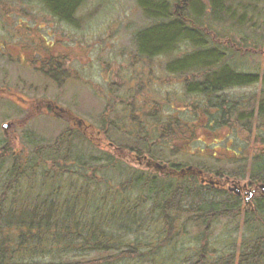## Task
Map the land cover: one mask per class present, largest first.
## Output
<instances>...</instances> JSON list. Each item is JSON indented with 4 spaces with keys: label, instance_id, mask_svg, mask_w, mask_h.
I'll list each match as a JSON object with an SVG mask.
<instances>
[{
    "label": "trees",
    "instance_id": "trees-1",
    "mask_svg": "<svg viewBox=\"0 0 264 264\" xmlns=\"http://www.w3.org/2000/svg\"><path fill=\"white\" fill-rule=\"evenodd\" d=\"M38 1L56 19L79 26L77 13L85 0ZM236 1L139 0L150 20L136 39V62L148 67L146 73L143 69L140 73L151 79L153 60L168 58L165 72L185 83L186 95L203 100L205 125L199 117V105L191 104L193 109L185 110H174L172 105L173 112L168 113L162 101L142 95L140 110L128 111L141 148L123 144L118 138L107 142L104 134L110 136V125L115 123L104 113V127L89 126L90 133L73 128L75 115L68 113L65 118L72 122L71 128L63 130L53 144H36L17 153L12 149L14 137L0 146V264H116L127 259L141 263L147 256L145 262L165 264L161 261L163 251L181 236H190L195 254L178 261L171 259V252L165 257L166 264H264V195L254 199L252 210L241 197L202 183L199 173L173 176L182 165L173 163L161 177L152 171L123 167L134 151L140 160L142 153L152 147L158 150L166 140L174 142L182 136L194 139L199 130L212 133L225 125L235 131L237 139H253L256 152L252 166L211 169L199 163L195 168L205 177H250L255 183L264 182V77L237 71L228 61L232 55L259 49L231 37L224 42L211 26L210 17L219 21L228 18L232 29L250 23L247 7ZM39 70L63 85L52 71ZM258 82L263 91L258 107L251 110L249 106L243 109L226 94L220 95L229 88ZM55 103L44 100L41 107ZM192 114L197 123L191 121ZM97 141L108 150L99 148ZM222 218L231 220L234 227L229 229L230 222H225L222 235L212 239L214 226Z\"/></svg>",
    "mask_w": 264,
    "mask_h": 264
},
{
    "label": "rangeland",
    "instance_id": "rangeland-1",
    "mask_svg": "<svg viewBox=\"0 0 264 264\" xmlns=\"http://www.w3.org/2000/svg\"><path fill=\"white\" fill-rule=\"evenodd\" d=\"M236 4H245L250 23L232 29L228 18L219 21L210 17L211 26L220 32L224 42V38L231 37L249 48L259 49V52L251 49L249 54L232 55L228 61L237 71L258 73L261 79L264 77V0H237ZM77 16L79 26L73 27L53 17L38 0H0V88L9 91L8 94L0 90V146L14 137L16 141L11 144L17 153L27 151L36 144H53L63 130L71 128L72 122L66 119L68 113L75 115L73 123L80 119L87 126L102 129L105 125L102 121L104 113L111 123H115L110 125L113 132L109 134L111 137L104 134L107 142L113 143L118 138L123 144L129 142V145L141 148L142 143L135 141L133 127L136 126L128 120V111L132 108L140 110L142 102L139 97L142 95L162 101L168 113L173 112L170 102L175 105L174 110L178 107L184 110L191 108V104L199 105L202 124L207 123L202 110L205 105L203 100L186 95L185 83L179 77L165 72L164 65L168 58L153 60L154 75L151 79L144 74L148 67L142 66L140 61L136 62L138 33L150 24L139 0H85ZM63 58L67 65L62 63ZM50 65H53L54 71ZM41 66L52 71L58 77L57 80L64 81L63 85L46 77L39 70ZM69 68L72 73L68 72ZM142 69L145 72L141 74ZM143 79L147 81L146 84L142 83ZM262 91L263 85L258 82L229 88L220 95L226 94L238 101L243 109L249 106L251 110L254 106L258 107ZM179 95L187 97L178 98ZM44 100L55 101L63 110L52 112L43 109L41 104ZM12 121H18L19 124H11L9 129H4L3 124ZM191 121L197 123L194 115ZM73 128L77 129V126ZM130 131L133 133L128 141ZM190 134H187L188 137ZM197 135L194 139L182 136L174 142L172 139L166 140L159 145L158 150L152 147L150 152L142 153L140 160L138 151H134L133 157L129 156L123 167L152 171L161 177L172 168L173 163L183 168L195 167L199 163L211 169H249L252 166L256 152L252 145L253 139L248 142L247 138L245 141L237 139L235 131L225 125L212 130V133L199 130ZM97 144L99 148L108 150L104 147L106 144L103 147L100 146L102 142L97 141ZM242 150L245 153L243 155ZM110 152L114 153L113 150ZM159 164L164 165V168L161 169ZM250 180L247 177L241 181L249 183ZM244 197L242 194V199ZM220 220L218 226H214L212 239L222 235L225 222H230L227 225L229 229L234 227L230 226L233 225L231 220ZM186 229L195 231L194 227ZM189 238L181 236L176 243L169 245L163 251L161 261L166 264L165 257L171 252L172 260L192 258L195 254L194 244ZM146 259L141 263L127 259L116 264H155L153 261L145 262Z\"/></svg>",
    "mask_w": 264,
    "mask_h": 264
},
{
    "label": "water",
    "instance_id": "water-1",
    "mask_svg": "<svg viewBox=\"0 0 264 264\" xmlns=\"http://www.w3.org/2000/svg\"><path fill=\"white\" fill-rule=\"evenodd\" d=\"M56 107H57V109H60L59 106H56ZM10 126H11V123H5V124L3 125V127H4L5 129H9ZM187 170H188V171L192 170V166H189V167L187 168ZM203 181H204V180H203ZM210 183H215V181L212 180V181H210ZM260 188L262 189V191H264V184H260ZM231 190L235 191L237 194H241V188H240L239 186H234L233 188H231ZM254 193H255L254 190H253V191H249V192L246 193V194H247V197H246V202H247V204H250V203H251V199H252V197L254 196Z\"/></svg>",
    "mask_w": 264,
    "mask_h": 264
},
{
    "label": "flooded vegetation",
    "instance_id": "flooded-vegetation-1",
    "mask_svg": "<svg viewBox=\"0 0 264 264\" xmlns=\"http://www.w3.org/2000/svg\"><path fill=\"white\" fill-rule=\"evenodd\" d=\"M134 75V74H133ZM79 120V119H78ZM77 123L80 125V127H84V128H87V126L81 121H77ZM233 179L225 176V177H222L219 181V184H217L220 188H226V186H229L230 184H233ZM249 186H251L253 188V185L251 183V181L248 183ZM247 190V188L245 186L242 187V194L245 193V191ZM242 196V195H241Z\"/></svg>",
    "mask_w": 264,
    "mask_h": 264
}]
</instances>
